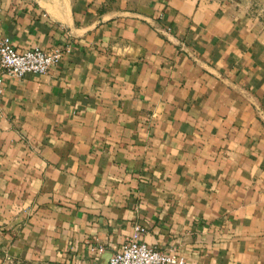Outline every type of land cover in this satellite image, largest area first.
Returning a JSON list of instances; mask_svg holds the SVG:
<instances>
[{"label":"crops","instance_id":"obj_1","mask_svg":"<svg viewBox=\"0 0 264 264\" xmlns=\"http://www.w3.org/2000/svg\"><path fill=\"white\" fill-rule=\"evenodd\" d=\"M3 36L70 47L2 75L0 264L101 263L135 222L264 264V0H0Z\"/></svg>","mask_w":264,"mask_h":264},{"label":"built area","instance_id":"obj_2","mask_svg":"<svg viewBox=\"0 0 264 264\" xmlns=\"http://www.w3.org/2000/svg\"><path fill=\"white\" fill-rule=\"evenodd\" d=\"M68 42L57 43L45 48L33 45L19 49L11 40L3 36L0 38V110L4 87L2 75L6 74L21 78L27 72L45 73L57 64L69 50ZM144 227L135 222L131 234L104 262L95 261L92 264H184V257L173 252H164L159 248L148 245L140 240ZM105 246L97 243L91 247L96 253H101Z\"/></svg>","mask_w":264,"mask_h":264}]
</instances>
